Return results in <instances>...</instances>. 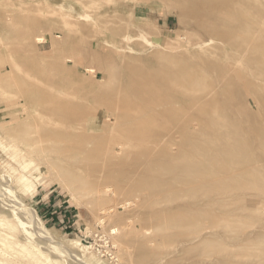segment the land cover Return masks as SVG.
Here are the masks:
<instances>
[{
  "label": "rangeland",
  "instance_id": "374dc122",
  "mask_svg": "<svg viewBox=\"0 0 264 264\" xmlns=\"http://www.w3.org/2000/svg\"><path fill=\"white\" fill-rule=\"evenodd\" d=\"M196 3L0 0V264H264V0Z\"/></svg>",
  "mask_w": 264,
  "mask_h": 264
},
{
  "label": "bare ground",
  "instance_id": "6f19581e",
  "mask_svg": "<svg viewBox=\"0 0 264 264\" xmlns=\"http://www.w3.org/2000/svg\"><path fill=\"white\" fill-rule=\"evenodd\" d=\"M187 1H189V2H191V3H193V4H197L196 2H200V0H187ZM184 3H185V1H184ZM186 3H187V2H186ZM198 4H199V3H198ZM198 4H197V5H198ZM236 4H237V3H236ZM186 5H188V3H187ZM188 7H189V6H188ZM189 9H190V8H189ZM197 9H201V8H199L198 6H197V7L195 6L194 9H192V10H193L192 12H194V14H195V11H196ZM190 10H191V9H190ZM190 10H189V11H190ZM187 12H188V11H187ZM192 12H191V13H192ZM192 15H193V14H192ZM236 29H237V28H236ZM51 30H52V29H51ZM232 30H233V29H232ZM232 30H231V31H232ZM238 30H239V28H238ZM238 30H237V31H238ZM29 31H30V30H29ZM54 31H55V30H54ZM231 31H230V33H231ZM235 31H236V30H235ZM230 33H227V34L231 35ZM232 33H233V32H232ZM234 33H236V32H234ZM27 34H29V33L27 32ZM49 35H50V34H49ZM53 36H54V34H53ZM232 36H234V34H232ZM232 36H230V37L233 38ZM51 37H52V36H51ZM51 37H50V38H51ZM45 39H46V38H45ZM45 39L39 37V38H37V41H38L39 43H46L47 40H45ZM82 47H83V46H82ZM73 50H74V49H73ZM67 61H68V62H72V61H73V56H70V57L66 58V61L63 63V65H64L66 68H64V67L62 68V69H64V70H65V69L67 70V66H68V62H67ZM61 65H62V64H61ZM63 65H62V66H63ZM66 70H65V71H66ZM101 70H102V69H101ZM93 71H94V70H93ZM197 79H198V78H197ZM202 80H203V79H202ZM195 81H196V80H195ZM196 83H197V82H196ZM150 88H151V87H150ZM152 89H153V87H152ZM155 89H156V88H155ZM145 90H146V89H145ZM147 90H148V89H147ZM154 91H155V90H154ZM148 92H149V90H148ZM155 94H156V93H155ZM155 94H154V93L152 94L151 92H150V94H149L150 97H151L152 95H154L153 97H151V100L153 101V104H155V102H158L159 99H161V98L164 99V98H165V97H164L165 94H164L163 96L160 95V96H161V97L159 96L160 98L158 97V95H157V98H156V97H155V96H156ZM157 94H158V93H157ZM160 94H161V93H160ZM162 94H163V93H162ZM158 98H159V99H158ZM161 101H162V100H161ZM161 101H159V103H161ZM200 101H201V100H200ZM203 101H204V100H203ZM202 103H203V102H202ZM208 103H210V102H208ZM208 103L206 102V105H207ZM199 104H200V103H199ZM201 105H203V104H201ZM206 105H204L203 107L201 106V107L204 108ZM208 105H209V104H208ZM199 106H200V105H199ZM209 106H210V105H209ZM215 106H217V105H215ZM191 108H192V107H190V109H191ZM210 108H211V107H210ZM210 108H209V109H210ZM187 109H189V108H187ZM187 109H186V108H185V109H182V112L185 111V114L183 115L182 112H181L182 115H181V114H180V115L183 116V117H181V118H185V115L188 113V112H187V111H188ZM205 109H206V107H205ZM186 110H187V111H186ZM221 110H222V109H221ZM199 111H200V110H198V112H199ZM207 111H208V110H207ZM198 112H197V114L199 115L200 112H199V113H198ZM201 113H202V112H201ZM201 113H200V114H201ZM208 113H209V112H208ZM190 114H191V113H190ZM197 114H195V115H197ZM212 114L214 115V113H212ZM212 114H211V115H212ZM173 115H174V114H173ZM195 115H194V116H195ZM198 115H197V116H198ZM234 115H235V114H234ZM186 116H187V115H186ZM188 116L191 117V115H188ZM188 116H187V118H188ZM192 116H193V115H192ZM194 116H193V118H195ZM201 116H202V114H201ZM209 116H210V115H209ZM181 118H179L178 120H177V118H174V119H175V122L178 121L179 124L182 123V122H180V121L182 120ZM203 118H204V117H202V119H203ZM167 119H168V121H169V118H166L165 120H167ZM170 119H171V118H170ZM197 119H198V118H197ZM197 119H195V120H197ZM204 119H206V118H204ZM211 119H212V118H211ZM172 120H173V119H171V121H172ZM179 120H180V121H179ZM192 120H193V119H192ZM161 121H162V120H161ZM186 121H187V120H186ZM214 121H215V120H214ZM214 121H212V122H214ZM145 122H146V121H145ZM145 122H144V123H145ZM150 122H151V121H150ZM163 122H164V120H163ZM175 122H174V123H169V122H167V123H169V124L171 125V126H170V125L168 124V127H170L169 130H168V128L165 126V125H167V123H166L165 125H164L165 122L163 123V125H164V126L166 127V129H167V132H168V131L171 132L170 130L174 131V129H172V127H175V126H172V124L176 125V128H177L178 123H175ZM190 122H191V121H190ZM193 122H194V121H193ZM201 122H204V124H205V121H202V120H201ZM146 123H147V122H146ZM223 123H224V122H223ZM54 124H55V123H54ZM151 124H152V123H151ZM157 124H159V122H157ZM204 124H203V125H204ZM207 124H208V123H207ZM211 124H212V123H211ZM219 124H220V123H219ZM224 125H225V124H224ZM57 126H58V125H57ZM157 126H158V125H157ZM160 126H161V125H160ZM164 126H161V127H164ZM187 126H188V125H187ZM190 126H191V125H190ZM209 126H210V125H209ZM212 126H213V125H212ZM145 127H146V126H145ZM178 127H179V126H178ZM192 127H193V126H192ZM216 127H217V126H216ZM218 127H219V126H218ZM68 128H69V126H68ZM134 128H135V127H134ZM143 128H144V126H143ZM143 128H142V129H143ZM147 128H148V127H147ZM149 128H150V127H149ZM213 128H214V127H213ZM248 128H249V127H248ZM145 129H146V128H145ZM145 129H143V130H145ZM162 129H164V128H162ZM166 129H165V130H166ZM68 130H70V129H68ZM147 130H149V129H147ZM180 130H181V128H180ZM180 130H178V131H180ZM193 130H194V129H193ZM195 130H196V133H200L199 131L197 132V129H195ZM259 130H260V129H259ZM65 131H66V130H65ZM139 131H140V130H139ZM175 131H176V130H175ZM187 131H188V130H187ZM190 131H191V129H190ZM190 131H189V133H193V131H191V132H190ZM140 132H141V131H140ZM142 132H144V131H142ZM146 132H147V131H146ZM146 132H145V133H146ZM181 132H182V131H181ZM183 132H184V131H183ZM183 132H182V133H183ZM145 133H144V135H145ZM171 133H172V132H171ZM186 133H187V132H186ZM186 133H185V134H186ZM196 133H195V134H196ZM175 134L177 135L178 133L175 132ZM187 134H188V133H187ZM187 134L184 136L185 139H186L188 136L191 135V134H188V136H187ZM195 134H194V136H195ZM137 135L139 136L138 133H137ZM141 135H143V134H141ZM141 135H140V136H141ZM176 135H174V137H172L174 140H178V139H179V138H177V137H179L180 135H179V134H178L177 136H176ZM145 136H146V135H145ZM175 136H176V138H175ZM186 136H187V137H186ZM197 136H198V135H197ZM116 137H117V136H116ZM119 137H120V141H119V140H118V141H115V143L111 146V151H112L113 153H114V152H116V153L120 152V151L122 150V148H124L125 146H130L129 144H131V142L136 141V140H132L129 136L124 137L125 139H126V138L128 139V137H129V140H131V142L128 144L127 142H128L129 140L126 139V140H125L126 143H125V141H121V140L123 139V138H122L123 136H122V137L119 136ZM119 137H118V138H119ZM133 137H134V136H133ZM142 137H144V136H142ZM190 137H192V135H191ZM198 137H199V136H198ZM198 137H197V138H198ZM213 137H214V136H213ZM69 138H70V137H69ZM121 138H122V139H121ZM146 138H147V137H145L144 139H146ZM152 138H153V137H152ZM88 139H89V138L86 139L87 143H88V141L90 140V139H89V140H88ZM111 139H112V138H111ZM114 139H115V138H114ZM149 139H150V138H149ZM161 139H163V137H162ZM189 139H190V138H189ZM81 140H82V139H81ZM81 140H80L79 142H81ZM83 140H85V139L83 138ZM115 140H116V139H115ZM152 140H153V141H152ZM152 140H151V143H152L151 145H154V144L157 145V141H156V139H152ZM154 140H155V143H154ZM157 140H158V142H160L159 139H157ZM171 140H172V139H171ZM180 140H181V139H179L178 141H180ZM191 140H192V139H191ZM193 140H194V139H193ZM197 140H198V139H197ZM71 141H72V140H71ZM71 141H68V146H67L68 149L66 150L65 158H66V157H70V156H75V155L77 154V152H79V151L82 150V149L79 147V145H77V144H75V143H73V142H71ZM77 141H78V140H77ZM138 141H139V139H138ZM141 141H142V142L144 141L143 138H142ZM145 141H146V140H145ZM165 141H166V143H167L168 140H165ZM181 141H182V140H181ZM184 141H185V140L182 141V144L184 143ZM195 141H196V140L192 141V143L195 142ZM199 141H200V139H199ZM223 141H224V139H223ZM171 142H172V141H171ZM174 142H175V141H174ZM200 142H201V141H200ZM81 143H82V142H81ZM85 143H86V142H85ZM87 143H86V144H87ZM145 143H146V144H149L148 141L145 142ZM160 143H162V140H161ZM164 143H165V142H164ZM175 143L178 144L177 141H176ZM86 144H85V145H86ZM162 144H163V143H162ZM180 144H181V143H180ZM180 144H178L177 146H178V147H179V146L181 147ZM203 144H204V141H203ZM83 145H84V143H83ZM83 145H82V146H83ZM107 145H108V144H107ZM131 145H133V143H132ZM149 145H150V144H149ZM151 145H150V146H151ZM155 145H154V148H155L156 150H155V153H154L153 155H155V154L158 152L159 148L162 147V146L159 144L160 147H159V148L157 147V148H158V149H157V148L155 147ZM146 146H147V147H145V149L148 148V149H146V150H149L148 145H146ZM157 146H158V145H157ZM152 147H153V146H152ZM174 147H175V146H174ZM180 147H179V148H180ZM182 147H184V146L182 145ZM185 147H186V146H185ZM190 147H191V146H190ZM162 148H163V147H162ZM167 148H168V147H167ZM186 148H187V147H186ZM191 148H192V147H191ZM107 149H108V148H107ZM172 149H173V148H172ZM181 149H184V148H181ZM188 149H189V148H188ZM188 149H187V150H188ZM85 150H86V149L84 148L83 151H85ZM185 150H186V149H185ZM189 150H190V149H189ZM47 151H48V150H47ZM47 151L45 150V153H46ZM151 151L154 152V150L150 148V152H151ZM156 151H157V152H156ZM211 151H212V150H211ZM48 152H49V151H48ZM81 152H82V151H81ZM107 152H108V150H107ZM152 152H151V153H152ZM170 152H171V150H170ZM186 152H187V151H186ZM50 153H51V152H50ZM84 153H86V152H84ZM158 153H159V152H158ZM158 153L156 154V156H159V158H160V155H158ZM164 153H165V152H164ZM188 153H189V152H188ZM190 153L192 154V151H190ZM94 154H97V153H94ZM99 154H100V153H98V155H99ZM149 154H150V153H149ZM159 154H160V153H159ZM98 155H97V156H98ZM150 155L153 156L152 154H150ZM93 156H96V155H93ZM165 156H167V155L165 154ZM194 156H196V154H194ZM163 157H164V156H163ZM194 158H195V157H194ZM49 159H50V158H49ZM62 159H63V158H61L60 160H62ZM189 159H191V158H189ZM52 160H53V159H52ZM52 160H49V161H52ZM63 160H64V159H63ZM63 160H62V162H63ZM54 162H55V161H54ZM60 162H61V161H60ZM108 162L111 163V161H109V160H108ZM224 163H225V162H224ZM58 165H59V164H58ZM262 168H263V167H262ZM71 178H73V177H71ZM2 181H3V180H2ZM201 181H202V180H201ZM204 183H205V182H204ZM201 185H202V183H201ZM24 186H25V188L28 187V191H30V189H32V188H31V185H30V183H29V181H27V182L24 184ZM250 187H251V186H250ZM32 190H33V189H32Z\"/></svg>",
  "mask_w": 264,
  "mask_h": 264
}]
</instances>
